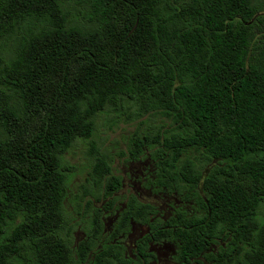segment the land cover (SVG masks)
<instances>
[{"label":"trees","instance_id":"trees-1","mask_svg":"<svg viewBox=\"0 0 264 264\" xmlns=\"http://www.w3.org/2000/svg\"><path fill=\"white\" fill-rule=\"evenodd\" d=\"M106 112H131V159L183 206L118 205L99 155L105 203L75 243L65 156ZM164 243L180 264H264V0H0V264H152Z\"/></svg>","mask_w":264,"mask_h":264},{"label":"rangeland","instance_id":"rangeland-1","mask_svg":"<svg viewBox=\"0 0 264 264\" xmlns=\"http://www.w3.org/2000/svg\"><path fill=\"white\" fill-rule=\"evenodd\" d=\"M130 113L125 116L111 112L103 113L97 119L93 138L78 141L65 156V161L75 168L69 178V200L66 204L68 219L75 229V243L82 241L87 233L92 231L97 211H102L105 203L102 189L90 180V173L99 155L108 157L114 174L123 179V188L118 194V205L122 206L130 195H135L143 202L157 205L160 214L164 216L172 213L176 207L183 206L176 196L157 192L150 185V175L154 172L150 161L131 159V137L139 124L128 120ZM115 215L117 213L108 214L105 219L108 231L114 226ZM143 228L140 224L135 225L131 238L125 239L129 254H132L135 232H140ZM155 251L158 252L161 264L177 263L172 258L176 251L174 244L157 246Z\"/></svg>","mask_w":264,"mask_h":264},{"label":"flooded vegetation","instance_id":"flooded-vegetation-1","mask_svg":"<svg viewBox=\"0 0 264 264\" xmlns=\"http://www.w3.org/2000/svg\"><path fill=\"white\" fill-rule=\"evenodd\" d=\"M105 217H104V222H105V219H106V217L108 216V212L107 211H105ZM118 215H119V213H117V215H115V217H114V221H116L117 220V218H118ZM135 225H137L136 223H133V225H132V228H131V231L127 234V236H126V238H131V233L132 232H134V229H135ZM105 226H107V223H105ZM142 227H144L140 232H135V238H134V241H133V249H132V254H130V256L132 257V259L133 260H135L136 259V256H135V254H134V251L137 249V244H138V242L141 240V239H143L145 236H146V234L149 232V228L146 226V225H141ZM109 229H107V227H106V231H108ZM113 230V228L112 229H110V232ZM123 237H125V236H123ZM125 238V239H126ZM114 242H118V240L117 239H115L114 240ZM124 242H125V240H124ZM165 244H169V243H164V244H158V245H151V252H153L155 255H156V259L152 262V264H161L162 262H161V259H160V257H159V255H158V252H156L155 251V248L157 247V246H164ZM124 245L125 246H127L125 243H124ZM128 247V246H127ZM126 247V248H127ZM128 249V248H127ZM129 250H127V252H128ZM128 254H129V252H128ZM172 258H174V260H176V258H177V250L175 251V253H174V256L172 257ZM176 264H180L177 260H176Z\"/></svg>","mask_w":264,"mask_h":264}]
</instances>
